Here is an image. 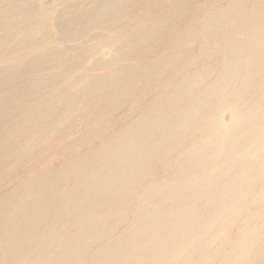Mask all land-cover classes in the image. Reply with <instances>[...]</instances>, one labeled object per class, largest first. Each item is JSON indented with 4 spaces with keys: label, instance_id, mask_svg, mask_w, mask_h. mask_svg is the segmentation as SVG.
Returning a JSON list of instances; mask_svg holds the SVG:
<instances>
[{
    "label": "bare ground",
    "instance_id": "1",
    "mask_svg": "<svg viewBox=\"0 0 264 264\" xmlns=\"http://www.w3.org/2000/svg\"><path fill=\"white\" fill-rule=\"evenodd\" d=\"M0 264H264V0H0Z\"/></svg>",
    "mask_w": 264,
    "mask_h": 264
},
{
    "label": "rangeland",
    "instance_id": "2",
    "mask_svg": "<svg viewBox=\"0 0 264 264\" xmlns=\"http://www.w3.org/2000/svg\"><path fill=\"white\" fill-rule=\"evenodd\" d=\"M132 107V106H131ZM161 172V173H160ZM159 172V174L161 175V176H163V172L162 171H160ZM253 211H256L255 209H253Z\"/></svg>",
    "mask_w": 264,
    "mask_h": 264
}]
</instances>
